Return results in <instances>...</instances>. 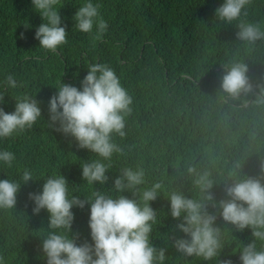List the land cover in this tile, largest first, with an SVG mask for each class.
<instances>
[{
    "label": "trees",
    "instance_id": "1",
    "mask_svg": "<svg viewBox=\"0 0 264 264\" xmlns=\"http://www.w3.org/2000/svg\"><path fill=\"white\" fill-rule=\"evenodd\" d=\"M68 42L50 52L39 46L35 37L41 17L31 0H0V79L12 72L21 81L10 95L30 94L40 101L42 116L31 129L0 141L17 159L11 168H0V177L19 178L24 167L36 176L61 172L69 183L88 195L93 186L82 183L78 161L95 158L87 149L76 147L68 136L48 127V100L63 80L79 87L89 62L102 61L112 66L133 98L125 116V133L116 137L124 149L114 157L111 181L124 165L144 169L149 183L160 181L164 189L196 192L193 176L186 168L195 163L199 171L208 170L218 181L212 191L217 199L226 198L224 178L230 172L260 173L264 160V39L254 43L236 37L238 21L221 22L215 17L223 0H94L98 2L108 29L99 40L73 29V14L82 0H60ZM247 22L264 30V0H249ZM244 63L253 90L233 98L220 88L226 65ZM5 94L6 111L14 110V99ZM69 140H72L69 143ZM237 164L240 165L237 168ZM43 178L22 184L15 210L0 211V254L7 264H45L39 258L41 237L46 231L47 212H32L29 192L40 190ZM97 188L101 185L97 184ZM76 194V193H74ZM131 195V193H126ZM167 212L168 200L161 193L150 202ZM163 211L159 215L163 216ZM73 231L78 242L90 240L89 208L74 207ZM154 231V243L175 253L164 237L173 218L164 216ZM218 224L223 221L218 218ZM244 243L252 239L251 229L233 233ZM228 237L221 259L229 256L240 264L235 241ZM170 264H179L173 258ZM190 264H209L196 261Z\"/></svg>",
    "mask_w": 264,
    "mask_h": 264
},
{
    "label": "clouds",
    "instance_id": "2",
    "mask_svg": "<svg viewBox=\"0 0 264 264\" xmlns=\"http://www.w3.org/2000/svg\"><path fill=\"white\" fill-rule=\"evenodd\" d=\"M64 3L31 0L41 17L35 37L39 46L50 52L68 42L69 32L60 13ZM248 3L249 0H223L215 9V17L221 22L238 21L236 37L254 43L264 39V30L258 23L242 18ZM76 4L73 29L101 39L108 29L101 5L94 0ZM86 67L88 71L79 87L63 80L55 86L56 92L48 100L45 122L49 128L71 137L76 147L95 154V158L78 161L82 183L87 182L94 190L88 195L81 193L77 184H70L60 171L36 176L34 170L24 167L19 178H9L7 174L0 177V211L15 210L22 184L43 178L40 190L28 194L33 202L32 212L39 214L45 210L48 214L46 231L36 233L42 238L39 258L45 264H170L173 258L179 264H190L193 259L209 264H234L230 256L221 259L230 236L235 241L231 251H239L240 264H264V160L260 161V173L256 176L230 172L223 180L226 198L217 199L212 189L218 181L210 171H199L195 163L186 168L197 189L192 195L181 188L166 190L160 181L149 183L143 168L129 165L115 170L118 175L105 189L103 185L110 179L108 173L114 171V157L124 152L116 137L126 135L125 116L131 111L133 98L108 63L89 62ZM247 73L248 66L244 63L226 65L221 90L233 98L251 92L253 84ZM21 83L12 72L0 79V105L6 103L5 94L10 95V90L18 89ZM257 87L264 93V85ZM10 96L15 101L14 110L6 111L0 106V141L33 128L43 118L35 95ZM16 159L14 151L0 147V168H11ZM97 184L101 187L97 188ZM161 193L169 202L167 212L153 208L150 203ZM85 206L89 208L90 240L78 242L79 234L73 231V208ZM168 215L174 223L164 239L175 253L166 254V247H158L153 241L155 229ZM218 218L222 225L217 223ZM246 228L251 229L252 236L248 243L233 234ZM0 264H7L3 254Z\"/></svg>",
    "mask_w": 264,
    "mask_h": 264
}]
</instances>
